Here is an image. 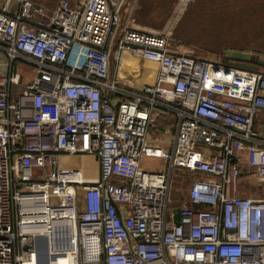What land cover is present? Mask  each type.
I'll use <instances>...</instances> for the list:
<instances>
[{
	"label": "built area",
	"instance_id": "2783aa9c",
	"mask_svg": "<svg viewBox=\"0 0 264 264\" xmlns=\"http://www.w3.org/2000/svg\"><path fill=\"white\" fill-rule=\"evenodd\" d=\"M125 3L0 0V264H264V197L239 191L242 168L264 180V65L197 56ZM78 154L96 177L63 166ZM175 168L199 175L179 221Z\"/></svg>",
	"mask_w": 264,
	"mask_h": 264
},
{
	"label": "rangeland",
	"instance_id": "374dc122",
	"mask_svg": "<svg viewBox=\"0 0 264 264\" xmlns=\"http://www.w3.org/2000/svg\"><path fill=\"white\" fill-rule=\"evenodd\" d=\"M189 1L190 0H181L174 8L171 14L172 17L165 22L162 28L159 27L163 23V18L156 13L146 17V26L135 23L136 18L133 16L130 9L136 6L138 0H126V6L122 11V16L125 22L144 30L148 29L154 32L164 30L171 31L176 42L189 46L192 53L197 56L207 55L209 52L213 54L212 51L218 50L221 51L215 54H221L224 52L225 48L232 47L224 45L219 48H214L210 46L209 43H213V40L216 38L212 35L229 36L234 40L239 39L241 43H244L242 48L264 53V0H237L236 6L233 8L230 6L229 10L226 11L227 14H222L225 11L222 9V5H213L205 0L206 5L204 6V11L207 12V15L203 17L201 14H196V11L194 10L195 4L187 6ZM118 2L119 0H117V3ZM214 8L217 13H221L219 14L220 19H224L227 22V27H230L231 29H224V24L220 22L218 24L211 25V29L204 27L203 24L210 25V22H214L215 15H218L214 13ZM185 27L193 31H198L197 34L199 32L204 34H201V37H199L200 34H192L190 36L187 33L183 34L182 32ZM237 47L239 46L237 45ZM141 63L142 69L146 70V64L151 62L141 61L140 64ZM16 65L21 71L27 74V77L24 79V81L27 82L30 79L28 75L31 72V67L23 62H17ZM134 85L138 86V84ZM158 122L159 121L156 120V123ZM149 136L153 142H156L166 148L170 147L169 142H159L160 138H167L170 137V135H166L165 133L156 134L152 127ZM60 160L63 166L67 168H83L87 176L96 177L98 175L99 163L93 156L82 154L72 156L67 155L62 156ZM143 160L146 166L145 168L149 171H161L168 168L167 160L162 158L150 157L144 158ZM177 170L178 169L174 170L172 176L173 179L169 195L171 197L170 211H172L173 208L177 209L184 205L182 197L186 196V192L192 181L195 178H198L195 177V175H188V172H180ZM242 186L244 187H241V190L244 194H247V196L256 198L264 197V180L261 181V179L258 180L257 178L250 176V178H247L246 183H244V185L242 184ZM253 191L255 192L252 193Z\"/></svg>",
	"mask_w": 264,
	"mask_h": 264
},
{
	"label": "trees",
	"instance_id": "16d2710c",
	"mask_svg": "<svg viewBox=\"0 0 264 264\" xmlns=\"http://www.w3.org/2000/svg\"><path fill=\"white\" fill-rule=\"evenodd\" d=\"M33 1L44 4L47 7V9L52 12L55 10V8L58 5L60 0H33ZM180 1L181 0H138L137 4L134 7L133 12H132L133 16H135V18H136L135 23L142 25V26H146V24H147V22H145L146 17H149L153 13H156L163 18V23L159 27V28H162L163 25L165 24V22L168 21L172 17L171 14H172L174 8L179 4ZM207 1L213 5H215V4L222 5V7H223L222 9L225 10L222 14H227L226 11L229 10V7L231 6L233 8L236 6V3H237V0H207ZM191 4H195L194 10L196 11V14H199V15L201 14L202 17L207 15V12L204 11L205 10L204 6L206 5L205 0H190L187 6H190ZM214 13L218 14V15H215L214 22H210L209 23L210 25L203 24L204 27H206L207 29L208 28L211 29V25L218 24L220 22V23L224 24V29H227V30L231 29L230 27H227V25H226L227 22L224 19H222V18L220 19L219 14H221V13H217L215 8H214ZM195 31L185 27L183 29L182 33L183 34L187 33L190 36L192 34H197L198 31H196V32ZM201 34L203 35L204 33L199 32L197 35H199V37H201ZM212 36H215L216 38L213 40L214 42L211 44L209 43V45L214 47V48H216V47L219 48V47H222L224 45H227V46H232V47L225 48L224 51L225 50L226 51L235 50L237 48L238 49H244V48H242L244 43L243 42L241 43V41L239 39L234 40L229 36H216V35H212ZM237 45L239 47H237ZM246 50H249V49H246ZM219 51H221V50L212 51V53H219ZM256 52H258V51H256ZM258 53H261V52H258ZM210 54L211 53L209 52V54L201 55V56H208ZM256 121H257L256 127L262 128V125H264V112H258L257 117H256ZM175 169H178L177 171H180V172H188V175H190V176L195 175V177H199L198 174L193 173L187 169L186 170L182 169V168H175ZM174 170H173V172H174ZM249 173H251V170H249L247 167H245V168H242L241 174H240L241 181H240L239 191L241 192L240 194L245 195V196H247V194H244L242 192L241 187H244V186H242V184L244 185V183H246V179L250 178ZM172 176H173V173H172ZM254 192L255 191H253L252 193H254Z\"/></svg>",
	"mask_w": 264,
	"mask_h": 264
},
{
	"label": "water",
	"instance_id": "95a60500",
	"mask_svg": "<svg viewBox=\"0 0 264 264\" xmlns=\"http://www.w3.org/2000/svg\"><path fill=\"white\" fill-rule=\"evenodd\" d=\"M227 55L232 61L254 68H256L258 64L264 65V59L261 58V53H254L246 49L237 48L235 50H228ZM175 211L177 213L175 216L176 221H179L181 219L180 208L175 209Z\"/></svg>",
	"mask_w": 264,
	"mask_h": 264
},
{
	"label": "crops",
	"instance_id": "0c3cea01",
	"mask_svg": "<svg viewBox=\"0 0 264 264\" xmlns=\"http://www.w3.org/2000/svg\"><path fill=\"white\" fill-rule=\"evenodd\" d=\"M119 1H120V0H119ZM127 1H129V0H127ZM112 2H113L114 5H116L117 0H112ZM125 6H126V3H125ZM125 6H124V8H125ZM124 8H123V9H124ZM139 64H140V63H139ZM143 65H145V64H143ZM149 65H151V66H149ZM140 66H142V63L140 64ZM146 66H147V67H146L145 69L148 70V68H150V67H153V66L155 67V64H154V63H147ZM150 74H151V72H149L148 76L145 77V78H147V80H148V79H152V76H150ZM137 84H138V83H137ZM138 85H139V84H138Z\"/></svg>",
	"mask_w": 264,
	"mask_h": 264
},
{
	"label": "flooded vegetation",
	"instance_id": "af4514ba",
	"mask_svg": "<svg viewBox=\"0 0 264 264\" xmlns=\"http://www.w3.org/2000/svg\"><path fill=\"white\" fill-rule=\"evenodd\" d=\"M261 56H262L261 58L264 59V53L261 52Z\"/></svg>",
	"mask_w": 264,
	"mask_h": 264
},
{
	"label": "bare ground",
	"instance_id": "6f19581e",
	"mask_svg": "<svg viewBox=\"0 0 264 264\" xmlns=\"http://www.w3.org/2000/svg\"><path fill=\"white\" fill-rule=\"evenodd\" d=\"M149 66H151V65H149ZM150 68H151L152 71H154V69H152L153 67H150ZM150 68H148V69H150ZM151 75H153V74L151 73Z\"/></svg>",
	"mask_w": 264,
	"mask_h": 264
}]
</instances>
